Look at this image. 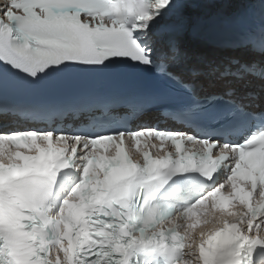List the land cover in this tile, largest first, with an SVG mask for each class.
I'll use <instances>...</instances> for the list:
<instances>
[{
    "label": "snow or ice",
    "instance_id": "obj_1",
    "mask_svg": "<svg viewBox=\"0 0 264 264\" xmlns=\"http://www.w3.org/2000/svg\"><path fill=\"white\" fill-rule=\"evenodd\" d=\"M231 2L0 0V264H264V0H240L247 57L204 65L219 91L171 72L188 57L163 39L193 4ZM114 64L187 98L4 100Z\"/></svg>",
    "mask_w": 264,
    "mask_h": 264
},
{
    "label": "water",
    "instance_id": "obj_2",
    "mask_svg": "<svg viewBox=\"0 0 264 264\" xmlns=\"http://www.w3.org/2000/svg\"><path fill=\"white\" fill-rule=\"evenodd\" d=\"M220 11H218V10H213L210 14H208V15H210V16H215V14H218ZM232 12V11H231ZM227 14L228 15H231V14H233V13H230V12H227Z\"/></svg>",
    "mask_w": 264,
    "mask_h": 264
},
{
    "label": "bare ground",
    "instance_id": "obj_3",
    "mask_svg": "<svg viewBox=\"0 0 264 264\" xmlns=\"http://www.w3.org/2000/svg\"><path fill=\"white\" fill-rule=\"evenodd\" d=\"M233 54L236 55V56L238 55L237 52H235V53H233Z\"/></svg>",
    "mask_w": 264,
    "mask_h": 264
}]
</instances>
